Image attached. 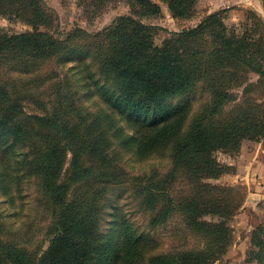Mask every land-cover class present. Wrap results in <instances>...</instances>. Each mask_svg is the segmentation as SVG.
Masks as SVG:
<instances>
[{"label":"trees","instance_id":"obj_1","mask_svg":"<svg viewBox=\"0 0 264 264\" xmlns=\"http://www.w3.org/2000/svg\"><path fill=\"white\" fill-rule=\"evenodd\" d=\"M133 1L138 10L132 5L130 14L116 18L106 33H117L122 25L135 26L138 31L124 33L106 63L123 79L117 83H125L130 89L122 99L125 106L133 112L150 111L154 116L142 122L137 129L139 136H132L129 142L139 159L154 155L157 162L149 174H130V163L118 148L127 147L128 138L115 143L106 118L97 126H86L90 136L80 133L76 137L74 129L62 119L33 115L43 122L47 132L55 135L50 133L39 140L40 147H35L38 141L31 135L30 139H22V147L17 148L15 143L24 135L20 132L34 134L37 126L13 125L16 99L10 98L0 106L2 154H13L15 170L21 171V178L36 179L52 206L47 223L48 247L32 264H223L221 257L232 241L229 220L242 205L245 193L240 187L205 180L222 173L216 151L235 149L244 138L264 135V100L256 97L248 105L247 83L242 87L241 102L225 108L230 91L246 82L244 74L256 73L257 83L264 82V28L251 39V35H240L228 28L221 11H214L195 26L170 32L156 47L150 42L153 26L135 19L134 14L157 15L160 8L151 0ZM164 1L172 16H188L195 4V0ZM49 11L41 0H0V13L20 18L32 27L30 32L0 34V52L7 48L16 56L19 53L36 57L37 63L54 53V38L39 30L40 25L47 24ZM252 16L260 26L261 19ZM121 43L124 45L120 48ZM38 70L20 67L18 71L32 75ZM257 83L253 84L256 89ZM179 96L185 100L175 107L162 104ZM5 97L6 92L2 91L0 104ZM195 105L198 106L193 110ZM87 114L84 111L83 116ZM62 137L67 145L60 149L52 142ZM66 153L70 154L68 167L62 169ZM81 156H96L95 171L89 179H98L85 183L83 193L72 200L68 198L69 184L62 178L65 175L67 180L71 165ZM9 163L10 160L0 159L4 184L11 182ZM160 163L166 168L158 169ZM106 172L108 177L104 179ZM100 182L118 185L120 189L110 199L97 198L102 187L95 184ZM128 192L136 207L129 214L117 208L116 218L109 221V206H119L123 193ZM136 213L146 215L142 223L135 221ZM174 219L178 221L171 229L179 241L166 248L156 232ZM255 241L256 248L248 252V260L264 264V238L256 237ZM13 247L16 246L0 233V264H31L25 254Z\"/></svg>","mask_w":264,"mask_h":264},{"label":"rangeland","instance_id":"obj_2","mask_svg":"<svg viewBox=\"0 0 264 264\" xmlns=\"http://www.w3.org/2000/svg\"><path fill=\"white\" fill-rule=\"evenodd\" d=\"M41 1L50 9L51 15L47 24L40 25L39 30L54 38L56 43L51 47L54 53L37 63L39 61L36 62V57L20 56L19 53L16 56V52L6 50L7 48L1 49L3 52H0V93L6 92V100H2L0 106L10 98L16 99L15 114L11 119L13 125L21 123L22 126L30 128V123H34L38 130L34 134L28 132L27 135L20 132L24 135L15 143V147L21 148L22 139H30L31 135L38 141L35 147H40L39 140L50 133L55 135L53 131L47 132L43 122L33 115H51L62 119L74 129V136H80V133L89 135L86 126H97V122L103 123L102 118H106L110 123L112 140L115 143L120 142L122 137L128 138L127 147L118 148L125 156V161L130 163V174H149V169H154V162H157L154 155L139 159L136 157L134 145L129 142L132 136H139L137 129L143 125L142 122L154 116L150 111L133 112L130 107L125 106L122 99L130 89L125 83H117L123 79H119L117 71L109 69L106 63V57L108 59L113 48H118L121 39L125 37L124 33H137L138 28L122 25L119 31L113 34H107L106 30L114 26L116 18L129 15L132 5L135 11L138 7L134 5L133 0ZM151 1L159 6L160 13H138L134 14V18L153 26L150 42L156 47L162 45L170 32L195 26L206 14L214 11H221L222 21L228 28L235 29L240 35H251V39L258 37L261 28H264V0H195L193 10L188 16H172L164 0ZM253 14L261 19L260 26L256 25ZM31 30L28 22L13 18L7 13H0V34H19ZM150 52L153 54V51ZM137 54L141 59L142 55ZM20 67H35L39 70L30 75L18 71ZM118 73L122 74L119 70ZM245 77L246 82L242 86L230 91L232 94L225 100L226 109L241 102L242 87L246 86V83L249 88L246 94L248 105L251 106L256 97H262L264 100V82L257 83L259 77L253 72L244 74ZM129 97L132 98V94ZM184 100L185 97L179 96L162 104L167 108L175 107ZM197 106L195 105L193 110ZM84 111L88 112L86 116H83ZM55 139L52 143L56 142L60 149L61 145H67L64 137L60 138L61 140ZM9 155L4 156L0 150V159L11 162L8 165L11 182L6 184L2 182L3 170L0 166V233L16 246L13 247L15 250L25 254L32 264L48 247L50 234H47V223L51 219L52 206L36 179H30V176L21 178V171L14 168L13 154ZM215 156L222 165V173L205 181L240 187L245 193L242 205L229 220L233 238L221 261L223 264H256L255 261L248 260V252L256 248V237L264 238V180L259 177L258 172H250L248 177L246 175L248 169L255 167L256 160L264 164V135L258 139L244 138L235 149L218 150ZM69 157V153L64 154L62 169L68 167ZM95 159L96 156H81L71 165L73 169L67 173V180L63 175L62 180L69 184L68 198L76 199L85 190V183L89 184L98 179H89L92 171H95ZM161 160L166 163V160ZM163 168H166V165L161 164L158 169ZM103 177H108L107 172ZM95 186L102 187L95 195L97 198L110 199L115 196L112 194L117 193L116 189H120L118 185H108L105 182L96 183ZM118 203L119 206H109V221L116 218L117 208L120 207L129 214L136 207L129 192L123 193V198ZM136 214L135 221L142 223L146 215ZM177 221L178 219L172 220L167 227L156 232L157 238L166 248L176 245L179 241L174 235L175 231L171 229Z\"/></svg>","mask_w":264,"mask_h":264},{"label":"crops","instance_id":"obj_3","mask_svg":"<svg viewBox=\"0 0 264 264\" xmlns=\"http://www.w3.org/2000/svg\"><path fill=\"white\" fill-rule=\"evenodd\" d=\"M255 159V158H254ZM255 161V160H254ZM256 162V164H255V167H251L250 169H248V174L246 175V177H248V175H249V173L250 172H253V173H255V172H258V174H259V177L260 178H262V180H264V164L263 163H261L260 161H258V160H256L255 161ZM252 165V164H251ZM243 177H245V175L243 176ZM249 179V178H248Z\"/></svg>","mask_w":264,"mask_h":264}]
</instances>
